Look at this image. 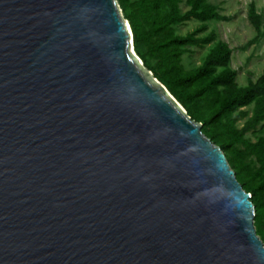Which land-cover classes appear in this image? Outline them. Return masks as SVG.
Here are the masks:
<instances>
[{
  "label": "water",
  "instance_id": "obj_1",
  "mask_svg": "<svg viewBox=\"0 0 264 264\" xmlns=\"http://www.w3.org/2000/svg\"><path fill=\"white\" fill-rule=\"evenodd\" d=\"M201 126L116 0H0V264H264Z\"/></svg>",
  "mask_w": 264,
  "mask_h": 264
},
{
  "label": "trees",
  "instance_id": "obj_2",
  "mask_svg": "<svg viewBox=\"0 0 264 264\" xmlns=\"http://www.w3.org/2000/svg\"><path fill=\"white\" fill-rule=\"evenodd\" d=\"M127 21L133 50L143 67L182 106L189 118L201 123V133L223 152L242 189L254 206L255 233L264 245V135L245 138L264 123V70L245 86L236 81L230 66L231 49L210 31L208 22H227L218 5L206 0H116ZM184 3L187 10L181 11ZM246 18L255 35L241 50L264 39L262 14L253 2ZM194 20L200 26L185 35L175 28ZM208 45L198 66L185 70L181 57L190 48Z\"/></svg>",
  "mask_w": 264,
  "mask_h": 264
},
{
  "label": "rangeland",
  "instance_id": "obj_3",
  "mask_svg": "<svg viewBox=\"0 0 264 264\" xmlns=\"http://www.w3.org/2000/svg\"><path fill=\"white\" fill-rule=\"evenodd\" d=\"M210 4L218 5L220 14L229 17L227 22H208L206 30L198 36H204L210 31L216 35V40H220L231 49L230 66L236 71L235 81L239 86H245L248 79L255 80L264 70V39L256 45L249 46L244 51L241 47L250 40L254 31L246 18L247 5L253 2L257 12L262 14V24L264 26V0H206ZM181 11L187 10L184 3L180 4ZM200 26V23L190 20L175 28L179 35L192 32ZM208 45L202 48H190L184 54L180 63L185 70L198 66ZM257 135H264V123L257 127L255 133H247L245 138L254 141Z\"/></svg>",
  "mask_w": 264,
  "mask_h": 264
},
{
  "label": "bare ground",
  "instance_id": "obj_4",
  "mask_svg": "<svg viewBox=\"0 0 264 264\" xmlns=\"http://www.w3.org/2000/svg\"><path fill=\"white\" fill-rule=\"evenodd\" d=\"M128 24V23H127Z\"/></svg>",
  "mask_w": 264,
  "mask_h": 264
}]
</instances>
